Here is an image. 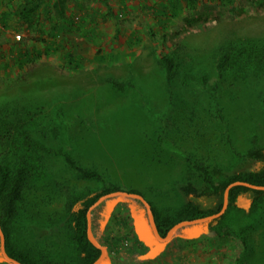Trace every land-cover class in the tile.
Listing matches in <instances>:
<instances>
[{
  "label": "rangeland",
  "instance_id": "1",
  "mask_svg": "<svg viewBox=\"0 0 264 264\" xmlns=\"http://www.w3.org/2000/svg\"><path fill=\"white\" fill-rule=\"evenodd\" d=\"M26 1L0 0V108L12 112L13 118L23 119L24 103L36 104L40 107L38 111L27 110L32 121L43 115L47 117L44 126L34 132L35 136L44 134L40 136L42 142L68 149L83 166L108 169L112 179L120 177L124 187V179L130 175L138 177L139 188L160 208L174 210L180 206L176 180L182 176V158L161 149L163 162L152 165L145 156L153 152L156 135L152 124L144 122L146 135L139 141L143 154L133 164L137 155L119 146V140L115 139L117 124L125 123L116 120L113 126L104 115L122 102L129 103L127 96L134 91L129 88L130 95L123 98L108 96L105 79L113 76L126 81L133 77L141 82L145 78L144 91L150 93L157 86L153 78H161L155 69L159 68L158 59L164 54L183 58L189 64L187 69L194 72L212 65L209 55L224 39L264 38V0H192L191 3L189 0H64L63 4L58 3L61 0H46L39 7L25 10L22 6ZM61 7L65 10L64 17ZM94 34L95 39H91ZM69 55L77 69L68 65ZM215 80L213 77L211 82ZM244 88L242 83L240 86L223 83V96L230 90L241 96ZM63 92L66 98H57ZM244 92L250 95L247 94L244 106L237 109L241 114L246 112V116L238 113L230 116L232 139L238 148L248 143L253 130L252 117L257 118L261 112L255 91ZM200 101L207 103L203 96ZM59 104L65 106L71 129L67 134L55 135L48 130L51 117L59 115L56 112ZM154 104L156 109L168 107L166 103ZM177 108L169 107L168 113L179 116ZM16 109L20 113H13ZM1 110L0 117L5 118L7 115ZM79 114L82 119H76ZM58 121L56 124H60ZM204 123H194L198 126L179 138L183 151L199 150L204 155L210 143L212 147L217 145ZM89 127L93 131H87ZM82 129L85 132L80 133ZM113 130L114 139L110 135ZM212 150L215 155L220 153L218 147ZM46 158L44 175L34 174L28 179L29 202L22 204L21 210L25 212L15 221L14 231L19 244L34 249L39 257L69 264L74 251L68 245L64 229L67 196L70 188L96 189L97 183L80 180L60 158L52 155ZM230 160L225 159L227 163ZM255 167L256 164L248 162L238 165L236 170ZM126 168L129 174L124 177ZM52 219L59 224L51 228L48 220ZM223 225L229 226L230 222L224 221L218 227ZM231 225L240 230L248 228L237 219ZM90 229L107 251L100 264H236L245 249L238 238L219 237L208 231L191 234L196 228L189 230L185 226L168 241H159L146 204L124 195L108 197L95 206L90 214ZM251 236L253 243L243 255V263L264 264V228L258 227ZM53 242L61 249L54 248ZM0 264H12L2 255L1 240Z\"/></svg>",
  "mask_w": 264,
  "mask_h": 264
},
{
  "label": "trees",
  "instance_id": "2",
  "mask_svg": "<svg viewBox=\"0 0 264 264\" xmlns=\"http://www.w3.org/2000/svg\"><path fill=\"white\" fill-rule=\"evenodd\" d=\"M45 1L27 0L22 7L25 10L36 8ZM189 1L192 2V0ZM58 3L63 4L64 0ZM61 10V17H64V7H61ZM95 37L94 34L91 39ZM209 56L212 58V65H204L203 68L194 72L193 69H187L189 64L183 62V58L173 54L162 55L157 62L159 68L155 69L161 78H153V84L157 83V86H154L153 92L150 93L144 91L145 78L141 82L133 77L126 81L113 76L105 79L109 88L108 96L115 95L123 98L130 95L129 88H133L134 91L132 95L127 96L129 103L122 102L104 115L109 122L113 123V126L116 120L119 123H125L120 126L117 124L118 131L115 130V134L118 137L115 139L119 140V146H125L128 151H134L137 155L135 158L137 161L135 160L133 164H137L140 161L138 156L143 154L139 141L142 135H146V129H143L144 122L152 124L156 135V145H153L151 149L153 152L145 156L152 165L163 162L160 158L161 149L163 152L182 158L183 162L180 163L182 176L176 180L180 206L174 210L160 208L156 202L149 200L146 193L139 188L141 180L138 177L130 175V178L124 179V187L120 177L116 176L112 179L111 174L106 171L108 169L101 170L98 165L97 167L83 166L68 149L62 146H49L42 142L40 136L44 134L35 136L34 132L37 128L44 126L47 117L43 115L42 118L37 117L32 121L30 120L31 112H28V110L38 111L40 107L36 104L24 103L23 119L13 118L12 112L0 108L3 115H7L5 118L0 117V224L5 234L7 253L22 264H58L48 258L39 257L34 249L21 246L14 231L15 221L25 212L21 210L22 204L29 202L26 195L28 179L34 174L39 177L44 175L47 171L46 157L51 155L60 158L66 168L80 180L97 183L96 189L70 188L72 190L67 196L64 229L68 245H72V252L74 251V257L69 264H94L100 258L102 251L88 237V212L104 195L118 191L142 195L152 207L160 235L166 237L169 231L182 221L205 218L220 212L224 206L225 191L230 184L241 181L264 186V38H227L214 47ZM73 62L72 56L69 55L68 65L72 69H77ZM213 77L216 80L211 82ZM223 83H229L232 86H240L242 83L245 88L242 89L241 96L230 90L224 97ZM255 87L260 91L256 92ZM248 89L255 91L261 112L257 118L252 117L253 130L248 143L238 148L232 139L233 125L230 116L237 113L240 114L239 116H246V112L241 114L240 109L244 106L247 94L250 95L244 92ZM65 94L63 92L57 98H66ZM202 96L206 104L200 101ZM138 102L140 103L137 104ZM154 102L161 103L160 105L166 103L168 107L165 110L156 109L157 105ZM131 104L137 108L130 107ZM6 105L9 106V104ZM169 107H178L179 116L168 113ZM238 107L240 109H237ZM15 112L20 113L17 109L13 111ZM56 112L59 115L55 118L51 117L53 120L50 121L51 128L48 132L55 135L69 133L71 121L65 116L67 113L65 106L59 104ZM64 118H66L65 121ZM76 119H82V114L76 116ZM57 121L60 124H56ZM202 121H205V128H209L208 132L214 135L213 142L217 144L214 147H218L220 151L216 155L212 150L213 143L209 146L207 144L208 152L204 155L199 150L183 151L180 147L179 138L188 130L198 126V124L194 126V123L201 125ZM87 131L93 130L89 127ZM79 132H85V130L82 129ZM113 132L114 130L110 133L112 139H114ZM229 158L231 160L227 163L225 159ZM248 162L256 164V167L246 171L236 170L238 165L243 166ZM231 165L235 166H233L236 168L234 171ZM128 174L129 171L126 168L124 177ZM236 219L242 220L248 228L240 230L239 227L232 226V221ZM48 221L51 228L59 224L53 219ZM224 221H229L230 225L219 228L218 225L223 224ZM192 227L196 228L193 229L196 232L191 234L208 231L211 235L240 239L245 249L236 264H244L243 255L253 243L252 233L258 227L264 228V190L253 189L242 184L233 186L229 191L228 207L225 212L218 218L188 225L185 229L190 230ZM53 247L61 249L57 242Z\"/></svg>",
  "mask_w": 264,
  "mask_h": 264
},
{
  "label": "water",
  "instance_id": "3",
  "mask_svg": "<svg viewBox=\"0 0 264 264\" xmlns=\"http://www.w3.org/2000/svg\"><path fill=\"white\" fill-rule=\"evenodd\" d=\"M239 184H242V185H245V186H248L250 188H253V189H260V190H264V186H257V185H253V184H250L248 182H241V181H237V182H234L232 184H230L226 191H225V197H224V206H223V209L214 214V215H211V216H208V217H205V218H200V219H196V220H191V221H182L178 224H176L170 231L169 233L167 234L166 237H162L159 233V230L156 226V223H155V219H154V215H153V211H152V207L150 205V203L142 196V195H139V194H134V193H128V192H124V191H118V192H113V193H110V194H107V195H104L102 197L99 198V200L90 208L89 212H88V219H89V229H88V237H89V240L96 246L98 247L101 251H102V254L100 256V258L94 263V264H100L101 261L104 259L107 251L105 249V247H103L99 241H97V239L94 237L93 233L91 232V229H90V214H91V211L92 209L97 206L99 203H101L104 199L108 198V197H111V196H116V195H124V196H128V197H134V198H138V199H141L147 206V209H148V215H149V220H150V223H151V226H152V229H153V232L155 234V236L157 237V239L159 241H168L169 239H171L173 237V235L176 233V231L181 228V227H184V226H188V225H192V224H198V223H203V222H206V221H209V220H212V219H215L216 217H220L224 212L225 210L227 209L228 207V196H229V191L230 189L233 187V186H236V185H239ZM0 240H1V252H2V255L3 257L5 258L6 261L12 263V264H22L21 262H19L18 260L12 258L6 251V239H5V234L2 230V227H1V224H0Z\"/></svg>",
  "mask_w": 264,
  "mask_h": 264
},
{
  "label": "built area",
  "instance_id": "4",
  "mask_svg": "<svg viewBox=\"0 0 264 264\" xmlns=\"http://www.w3.org/2000/svg\"><path fill=\"white\" fill-rule=\"evenodd\" d=\"M17 37L20 39L21 38V35H17Z\"/></svg>",
  "mask_w": 264,
  "mask_h": 264
}]
</instances>
